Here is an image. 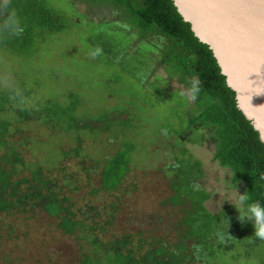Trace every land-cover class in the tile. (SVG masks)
Listing matches in <instances>:
<instances>
[{"label":"trees","instance_id":"1","mask_svg":"<svg viewBox=\"0 0 264 264\" xmlns=\"http://www.w3.org/2000/svg\"><path fill=\"white\" fill-rule=\"evenodd\" d=\"M91 5L112 6L122 19L120 30L125 41L112 43L108 52L112 63L119 65L132 78L142 82L147 74L159 68L188 90L183 95L185 129L189 142L208 143L214 147V161L231 173V185L251 200L264 206V143L259 133L237 108L235 92L227 86L226 77L210 48L201 43L178 13L172 0H88ZM9 12H15L23 29L19 35L0 32V48L17 56L36 52L47 35L63 32L71 24L57 13L48 0H11ZM139 37L142 47L132 48V38ZM163 87H156L162 100ZM21 98L30 92L21 86ZM168 91V90H167ZM15 91L0 93V215L13 216L44 212L56 219L59 231L73 236L80 248L78 264H219L244 245L245 233L259 246L264 243L239 219L234 207L213 213L207 207L211 192L204 185L206 176L202 160L186 148H180L175 163L167 170L170 196L165 204L174 208L177 218L173 234L145 236L142 233L110 235L115 224L116 204L99 208L95 204L79 205L75 198L80 185L75 174L61 169L55 174L40 162L26 163L21 148L27 139L14 141L13 136L30 123L49 126L52 131L77 133L110 129V113L79 120L81 101L70 94L66 103L51 99L28 108L15 105ZM18 100H20L18 98ZM121 112H117L121 115ZM130 127L128 122H120ZM70 150H62L61 160H80L83 171L87 162L82 141ZM38 141H35V144ZM136 145L124 142L114 154L91 161L100 176L101 189L116 192L131 172ZM28 172L25 174V172ZM63 176H59V175ZM238 257L261 259L253 252Z\"/></svg>","mask_w":264,"mask_h":264},{"label":"rangeland","instance_id":"2","mask_svg":"<svg viewBox=\"0 0 264 264\" xmlns=\"http://www.w3.org/2000/svg\"><path fill=\"white\" fill-rule=\"evenodd\" d=\"M48 1L71 26L47 35L46 41L40 42L30 55L17 56L5 47L0 48V93L16 89L21 93V86H25L30 95L23 99L14 95V106L28 108L49 99L66 103L73 94L81 101L79 120L110 113L112 125L104 129L103 124L96 123L95 127L103 131L77 133L52 131L40 123L27 124L13 136L14 141L29 142L20 150L25 162H40L46 169L55 165V174L64 168L67 173L73 172L80 185L75 195L79 205L95 204L108 209L116 204L111 236L130 232L162 237L174 233L177 212L164 203L170 196L166 172L175 163L180 148L188 149L204 163L203 183L212 195L208 209L219 213L226 207H234L238 211L229 201L234 199L236 190L230 182L232 173L214 161L213 145L193 144L187 139L190 131L182 132L187 113L181 104L186 102L183 95H189L186 87L163 68L147 74L140 82L112 63L114 56H108L110 45L125 41V34L119 29L123 22L116 9L91 5L88 0ZM131 45L138 49L142 41L134 36ZM4 77L8 78L7 86L2 82ZM165 80L169 85L163 89L165 100H162L155 89L166 86ZM120 110L124 112L118 115ZM120 122H128L130 127ZM77 139L82 141L87 160L84 167L89 173L81 169L80 160L63 162L58 156L62 150L76 147ZM124 142L136 145L131 172L118 191L106 192L101 189L99 170L93 169L95 162L91 159L114 154ZM56 224V219L44 212L0 215V264H78L77 241L59 231ZM246 225L255 231L253 222L246 220ZM244 237V245L219 264H261L259 258L238 257L249 252L264 257V245L259 246L250 234L245 233Z\"/></svg>","mask_w":264,"mask_h":264},{"label":"water","instance_id":"3","mask_svg":"<svg viewBox=\"0 0 264 264\" xmlns=\"http://www.w3.org/2000/svg\"><path fill=\"white\" fill-rule=\"evenodd\" d=\"M264 143V0H172Z\"/></svg>","mask_w":264,"mask_h":264},{"label":"clouds","instance_id":"4","mask_svg":"<svg viewBox=\"0 0 264 264\" xmlns=\"http://www.w3.org/2000/svg\"><path fill=\"white\" fill-rule=\"evenodd\" d=\"M10 5L11 0H0V32L10 35H19L22 33L23 29L15 12L8 11ZM98 51L99 50H97V53H94V55L98 54ZM2 82L7 86L8 78H2ZM15 95L21 96L18 89L15 90ZM261 178L264 179V175H262ZM229 201L234 204L240 213L239 219L242 222L245 220L253 222L255 229L254 235L264 240V206H262L259 201L251 200L247 191L241 194L237 188L235 190L234 199H229Z\"/></svg>","mask_w":264,"mask_h":264}]
</instances>
